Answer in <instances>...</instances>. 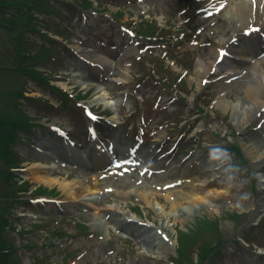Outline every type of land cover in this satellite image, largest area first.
Wrapping results in <instances>:
<instances>
[{
    "label": "rangeland",
    "instance_id": "1",
    "mask_svg": "<svg viewBox=\"0 0 264 264\" xmlns=\"http://www.w3.org/2000/svg\"><path fill=\"white\" fill-rule=\"evenodd\" d=\"M84 1L92 2L86 12L101 15L106 32H92L91 36L81 32V23L76 21L81 20L85 12L78 13L79 8L75 6H84ZM217 1L0 0L4 3V12H0V67L6 69L0 73V88L14 85L16 89L23 88L30 96L28 100H21L20 111L25 115L23 119L18 118L11 105L7 103L8 106H5L10 108L14 121L25 125L29 123L30 127L36 122L45 125L28 128V132H18L20 138L13 143L11 150L21 163L32 162L39 157L31 153V148L38 147L37 136L46 143L44 147L47 153L58 146L52 135V125L64 127L67 131L74 132L77 140H83V135L79 133L83 127L81 110L77 109L76 103L62 105L58 93L53 92L51 86L64 88L63 91L75 98L79 95L84 98L85 105H88L93 96H97V92L117 93L116 98L108 100L111 107L103 106L106 100H100L99 106H94L96 103L89 106L96 107L98 112L105 109L109 114V110H113L114 115L119 116L115 123L117 128L108 131L111 141L122 138L123 143L142 141V153H154L157 158L168 152L172 144H179L171 158L175 162L185 159L183 167L160 175L163 177L160 182H151L150 188L147 187L149 184H145L147 186L142 189L137 185L125 188L114 186L110 187L113 190L110 193L102 189L103 180L100 179L95 191L83 193L94 198L89 203L91 213L101 215L102 210L115 205L127 211L129 216H135V212L155 228L169 224L170 227L163 229L170 240L169 245L160 254H153L146 248L148 245L143 240L136 242L122 231L112 227L102 230L90 226L88 218L82 214L73 217L57 215L51 220L45 219L33 225L22 235L16 251L18 264H40L37 260L48 264H173L177 235L180 237L182 233L186 238L197 226L199 218L203 217L217 218L218 229L224 241L223 246L213 248L222 251L225 247L222 260L216 264H264V227L255 230L250 247L238 238L243 229L256 226L264 218V130L256 129V125L264 120V114L256 116L258 109L251 113L247 123L234 125V118L245 110L241 106L247 104L244 97L246 87L257 84L264 89V82H259L258 74L254 76L255 80H251L256 66L253 68L252 64L242 62L237 71L244 72L243 75L228 84L215 79L220 71L215 72L214 69L200 78L194 76L198 70V60L203 61V64L211 63L218 49L231 51L227 48V40L232 37L231 28L224 23V14L239 0H232L226 7L219 9L216 15L205 17L204 11L214 7ZM32 5L35 7H31ZM52 11L54 14H51ZM22 14L28 16L27 20L23 21ZM262 15L264 10H257L256 17L259 20L264 18ZM86 17L85 15V19ZM88 19L90 20L89 17ZM256 23L260 22L256 20ZM117 28L135 36L146 37L149 36L147 33L152 32L154 40L141 45L142 42L133 38L130 41L131 47L135 48L137 45V50L128 58L121 56L115 61L108 51L114 45L113 37ZM58 34L61 36H56ZM17 48L21 50L15 54L13 50ZM104 53L109 56L107 61ZM233 53L240 55L235 51ZM84 60L101 63L103 82L94 80L93 74L96 72L92 68L88 69ZM21 66L28 71L37 72L39 76L25 80L19 71L8 75L7 71L11 68L19 69ZM201 79H206L207 83L200 84ZM88 84L90 86L86 87ZM124 92L131 95H123ZM220 93H224L222 97L234 105L235 111L223 114L215 109L213 102ZM260 99L264 102V92ZM136 106H139L136 115L128 117L136 112ZM3 107V102H0V109ZM21 129L18 128L19 131ZM123 145L125 144H117V148ZM236 145L242 149L247 164L239 162L238 156L230 149ZM209 146L214 147L211 152L208 151L212 149ZM220 148L227 149V153L214 158L213 153H218ZM250 153L256 154V157L261 154L263 156L252 160L248 157ZM24 165L28 166L29 163ZM216 167L217 171L212 172ZM186 169L187 174L184 176L188 178L183 180L181 178ZM70 172L56 171L49 177L58 180L64 178L65 182L81 180L86 188L92 186V176L88 179L84 175L85 181L80 179L82 173L89 174L84 169L79 170V173L76 169ZM154 175L156 174L147 176ZM176 180H183L184 187L175 185L166 189L175 184ZM204 180L211 183V188H232L235 199L223 198L217 203L218 209L215 212L203 209L199 200L193 203H188L190 200L187 199L176 201L179 193L180 198L186 197V186L199 188L197 185ZM26 182L38 190L55 191L56 195L52 198L70 201L71 196L56 185L41 184L32 174ZM2 187L0 181V192H3ZM211 188H201L199 196H204ZM126 192L131 193L127 195ZM182 207L190 211L188 216L178 215L175 219L167 220L168 222L160 217L161 214L174 215L172 211ZM233 214L238 217L230 219L229 216ZM81 223L87 225L88 230L80 227ZM125 228L136 230L142 238V232L135 225L126 223ZM56 232L61 236H56ZM216 251L206 255L200 264H209V260L216 257ZM196 262V255L190 254L184 262L174 264Z\"/></svg>",
    "mask_w": 264,
    "mask_h": 264
},
{
    "label": "bare ground",
    "instance_id": "2",
    "mask_svg": "<svg viewBox=\"0 0 264 264\" xmlns=\"http://www.w3.org/2000/svg\"><path fill=\"white\" fill-rule=\"evenodd\" d=\"M225 1L222 0L218 5H221V3ZM231 2L232 0H226V2ZM235 1V0H234ZM226 2H224V4H226ZM229 2V3H230ZM217 6V5H216ZM215 6V7H216ZM253 6H255L254 8H260L264 10V0H239L238 2H235L233 5L230 6L229 10L227 13L224 14V23L229 26L232 29V38H239L240 35V28H244L246 26H243L244 24H251L253 22L252 17L250 16V11L253 10ZM208 11H206L207 14ZM217 11L216 10H212V14H215ZM256 20V18L254 19ZM262 23V22H261ZM248 27V26H247ZM245 30V29H244ZM229 42V40H227ZM226 41V42H227ZM227 42V43H228ZM226 43V44H227ZM232 44H230L229 46H231ZM233 46V45H232ZM217 55V52H216ZM216 56L213 59V62L208 63V62H204L203 61H197V69L195 71V77H201V75L208 73H211L212 68L219 69V67H221L220 64H218L216 62ZM256 59V58H255ZM202 60V59H200ZM246 60V59H245ZM225 61V59L223 60V62ZM254 61H257L258 66L260 65L262 67V71L260 72V70H255L253 73V76L251 78V80H255L254 76L258 74V80L259 82H264V60L262 61L261 59H256ZM203 64V65H202ZM232 67V66H231ZM230 69V68H229ZM96 72H100L101 70L98 69H93ZM234 71V66L231 68V72ZM260 77L262 80H260ZM201 83V81H200ZM263 85V84H261ZM264 92L263 87L256 85H251L249 84L246 87V90L244 92V97L246 98L245 103H247L246 105H242L241 108H245V110H243L242 112H240V114L237 115V118H234V121L242 124L245 123L248 118L250 117L251 113L254 111H257L259 109V112H261L260 108L264 105V102H262V100L260 99L261 93ZM109 95L108 93H104V92H97V96H95L90 102L89 104H92L94 102H97L99 100H105L106 96ZM239 103V102H237ZM242 103V102H241ZM104 107H111V104L108 101L103 102ZM214 107L220 111L221 113L223 112H230V110L233 112L235 111V107L234 105L232 106L229 102L225 101L224 98L222 97L221 93L216 95L215 97V101H214ZM262 113V112H261ZM117 117L114 115L112 116L109 121L115 123ZM233 119V117H232ZM263 128V126L261 127V129ZM45 149V148H44ZM45 152V150H43V152H41V154L43 155ZM97 152H100V150L98 149ZM263 154H261L260 157H262ZM140 156V154H139ZM143 156V155H142ZM256 157V154L250 153L249 157L252 160H257L260 157ZM56 157H52L50 158V160L52 161L53 159H55ZM113 163H116L118 161V159L115 157L112 158ZM162 164V165H160ZM32 167H35L36 169L32 170V176L33 178L41 183L44 184L46 186H51V185H56L58 188H60L64 193L70 195V201H66V202H57L59 205V207H62V209L64 210L65 214H78L80 212H84L85 216L88 218V223L90 226L92 227H97V228H101L102 230H107L108 227H112L114 229H117L118 231H122L128 235H130L132 238L135 239L136 242H141L142 240H140V234L138 232H134V231H130L128 229L125 228V224L126 223H131V224H136L138 226V221H142V220H137L136 217L133 216H129L127 214V211H125L123 208L121 207H116L115 205H109L107 207L106 210H102L101 211V215L97 214V213H91L87 210V206L89 201L92 200V197L88 196V194H83L84 192L86 193H90V191L92 190H96L95 188V181L93 180L91 182L92 186L86 188L83 183H81V180L78 181H71V182H65L66 180L64 178H62V180H58V178H52L49 177V172L50 170H55L54 167H52L51 165H47V166H41L39 164H35ZM31 167V169H32ZM163 167H167V164L161 163L159 162V164H153L151 165V169L157 170L159 168H163ZM173 167V166H172ZM173 168H178V166L173 167ZM102 170H105L104 168H102ZM169 170V167H168ZM215 170L217 171L216 168H214L212 170V172H215ZM186 172V171H185ZM161 177V176H160ZM216 177V176H215ZM214 177V178H215ZM188 177L187 176H183V180H186ZM65 180V181H63ZM85 179H83L84 181ZM158 180H160V178H158ZM127 184H130V178L126 177L123 179H118V180H108L106 182H104L102 184V189L104 188L105 190H108L110 193H112V191H110V187H120V188H125L127 187ZM144 186L147 185H143V186H139V189H142ZM180 186L183 188L184 186L182 184H180ZM198 187H194V186H186L184 188V195L186 194L185 198H180V193L176 195V201L179 200H190L188 203H193V201L195 200H199V202H201V207L205 210H213L214 212L218 209V205L217 203L221 202L224 199H235V194H233L234 190L230 187H223V186H219V187H215V188H211V183L209 181H202V183L200 185H197ZM147 187H151V185L147 186ZM179 187V186H178ZM177 187V188H178ZM204 187H210V191H208V193H206L204 196L200 197L199 196V191L201 190V188ZM131 192H126L127 195H129ZM166 198H169L168 196ZM180 198V199H179ZM224 198V199H223ZM87 203V204H86ZM172 205L174 204L173 202H171ZM51 208L53 209H57L55 208V205L51 206ZM174 212V215H172L171 213L167 214H161L160 217L161 218H165V220H170V219H175V217H177L178 215L186 217L189 215V210L186 207H182V208H177ZM109 215V216H108ZM114 219H113V217ZM117 218V220H116ZM168 222V221H167ZM151 225L146 224V228L150 227ZM170 227L169 224L158 227V228H154V239L152 242H148L146 246V248L148 250H150L153 254H160L159 252H162V250H165L168 248V246H166L167 244H165L166 242L162 239V235L160 234V231ZM140 232H143L142 228H139ZM164 233V232H163Z\"/></svg>",
    "mask_w": 264,
    "mask_h": 264
},
{
    "label": "trees",
    "instance_id": "3",
    "mask_svg": "<svg viewBox=\"0 0 264 264\" xmlns=\"http://www.w3.org/2000/svg\"><path fill=\"white\" fill-rule=\"evenodd\" d=\"M2 91L0 89V92ZM6 95L13 100H15L17 97V94L12 92L6 93ZM3 105H5V101H3ZM18 113L21 114L20 112H17L16 114L18 115ZM25 126L26 125L20 121H14L10 108L4 106L2 109H0V144H7L8 142L12 141L14 138L13 131L16 128H23ZM6 127H8V129H5ZM200 229H202V227H200ZM206 231L212 233L213 240L216 242V247H219L222 243V239L217 230L216 223H213L212 226H208ZM194 236H197V233H195ZM179 244H180L179 257L181 260L183 259L185 260L187 258V254L191 251V249L195 245V238L191 236H187L186 238H184V234L181 233L179 237ZM201 250H202V255H200V257L202 258L211 249L209 248V245L202 244ZM4 264H13V262L9 257L7 260H4Z\"/></svg>",
    "mask_w": 264,
    "mask_h": 264
},
{
    "label": "clouds",
    "instance_id": "4",
    "mask_svg": "<svg viewBox=\"0 0 264 264\" xmlns=\"http://www.w3.org/2000/svg\"><path fill=\"white\" fill-rule=\"evenodd\" d=\"M225 153H227V149L220 148V151L218 153L214 152L213 156H214V158H219L220 156H223ZM237 168L239 169L238 165H237Z\"/></svg>",
    "mask_w": 264,
    "mask_h": 264
}]
</instances>
